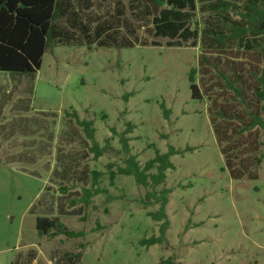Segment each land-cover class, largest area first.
Returning <instances> with one entry per match:
<instances>
[{"label": "rangeland", "instance_id": "rangeland-1", "mask_svg": "<svg viewBox=\"0 0 264 264\" xmlns=\"http://www.w3.org/2000/svg\"><path fill=\"white\" fill-rule=\"evenodd\" d=\"M90 1L93 10L103 14L114 13L119 0ZM120 1V9L131 18L129 0ZM205 18L197 15L201 23ZM147 40L159 45L118 49L78 41L55 45L43 54L31 109L25 116L54 120L55 139L50 155L34 165L0 163V264H11L29 249L36 253L33 264H60L64 252L78 251L79 264H170L168 259L172 264H264V158L256 178H230L209 123L208 103L191 98L188 74L197 65L200 50L190 45L168 47L162 38ZM26 79L0 73V125L21 115L13 106L26 96L22 93ZM66 113L91 121L95 140L102 147L111 138V149L94 159L81 129L79 138L78 133L73 139L61 138L62 130L68 128ZM127 123L133 125L127 134L130 154L141 167L170 147L182 152L170 156L173 168L165 172V181L157 188L170 190L165 242L148 248L140 241L159 235L161 222L148 215L159 205L143 206L145 190L133 176L118 174L110 184L107 169L108 164L114 170L124 166L127 155L120 152L119 134ZM29 140L14 135L7 141L0 129V162L22 152L21 146ZM261 140L264 152V130ZM58 150L60 158H73L74 173L88 174L87 180L61 181L51 173L59 167ZM93 170L103 173L99 186L107 192L93 197L84 209L85 221L78 216L59 217L68 229L82 230L85 236L38 235V214L31 209L39 207L46 187L80 193L91 186ZM62 196L65 206L73 198ZM80 244L85 247L80 249Z\"/></svg>", "mask_w": 264, "mask_h": 264}, {"label": "trees", "instance_id": "trees-1", "mask_svg": "<svg viewBox=\"0 0 264 264\" xmlns=\"http://www.w3.org/2000/svg\"><path fill=\"white\" fill-rule=\"evenodd\" d=\"M116 3L114 13L99 14L93 10L90 0H0V73L27 78L22 91L26 96L13 106L21 115L6 126L0 125V129L7 141L14 135L30 139L21 146L22 152L0 163L34 165L50 155L56 122L25 116L31 109L35 74L48 48L78 41L118 49L158 46L157 41L147 40L153 37L166 39L168 47H198L197 65L188 74L191 98L208 103L209 123L230 178H256L264 158L261 140L264 130V0H129L127 7L131 18L120 9L121 1ZM198 14L206 17L204 22L198 21ZM160 107L167 119L164 104ZM65 117L68 128L62 130L61 138L73 139L77 133L79 138L78 129H81L84 145L90 146L94 159L111 149V138H106L102 147L95 140L91 121H80L75 113H66ZM71 121L74 126L69 125ZM132 129L133 125L127 123L126 129L119 134L120 152L127 155L124 166L114 170L113 164H108L107 169L110 184L118 174L133 176L135 183L145 190L143 206L159 205L157 211L148 212L152 220L161 222L159 235L140 241L141 246L148 248L165 242L169 229L166 207L170 190L158 191L157 188L164 183L165 172L173 168L170 156L182 152L170 147L164 154L156 153L141 167L137 157L130 154L127 134ZM111 133L116 134L115 129L112 128ZM70 158L67 161L60 158L58 150L59 167L51 173L59 175L61 181L68 177L87 180L88 174L77 176L74 173L77 168ZM102 174L91 171V186L82 188L80 193H71L70 188L61 186L59 190L49 191L47 186L39 207L31 209L38 214L35 225L38 235L84 237V231L68 229L59 217L78 216L85 221L84 209L93 197L107 192L99 186ZM68 194L73 198L65 206L62 195ZM84 247L79 245L80 249ZM35 258V251L29 249L19 253L11 264H33ZM60 259V264H79L81 252H64ZM167 261L172 264L171 260Z\"/></svg>", "mask_w": 264, "mask_h": 264}]
</instances>
